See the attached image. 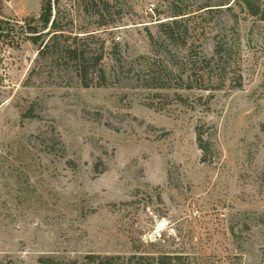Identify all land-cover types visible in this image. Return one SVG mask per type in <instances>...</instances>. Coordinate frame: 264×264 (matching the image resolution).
<instances>
[{"label":"rangeland","instance_id":"1","mask_svg":"<svg viewBox=\"0 0 264 264\" xmlns=\"http://www.w3.org/2000/svg\"><path fill=\"white\" fill-rule=\"evenodd\" d=\"M99 1L108 3L109 26L96 31L107 50L119 45L131 64L169 61L176 75L188 72L192 46L204 79L225 77L224 85L149 90L128 76L84 88L71 76L39 74L36 47L17 35L38 17L40 0H0L13 33L0 40V264L157 253L186 264H264V22L234 0L56 7L75 18L72 32L91 33ZM174 19L185 47L161 43L159 24ZM110 66L106 59L108 74ZM197 125L210 141L204 163Z\"/></svg>","mask_w":264,"mask_h":264},{"label":"trees","instance_id":"2","mask_svg":"<svg viewBox=\"0 0 264 264\" xmlns=\"http://www.w3.org/2000/svg\"><path fill=\"white\" fill-rule=\"evenodd\" d=\"M59 0H40V11L36 19H30L23 22L25 31L17 35L18 38L29 41L36 47L35 69L39 74L50 76L54 73L63 76L75 78L78 84L87 88L90 86L106 87L108 78L113 83H119L123 77L134 76L141 83V86L149 90H186V91H217L224 85L225 77L222 78L219 85L212 84L205 80L202 73V56L197 57L193 53V47L190 46L186 54L184 67L188 72H182L176 77L170 67L169 61H162L146 56L136 57L133 64L128 62L129 56L119 45H112L107 50L105 40L98 36L96 31L109 26L105 20V11L108 3L99 1L95 4L93 15L95 16V26L97 30L84 33H75L69 29V26L75 22L73 16L66 15L57 9ZM227 0L220 6H227L231 2ZM232 4L243 6L250 16L264 22V0H234ZM231 6V5H230ZM227 7V9L230 8ZM211 6H205L209 8ZM173 18H178L184 14L181 11L173 12ZM63 21H65L63 23ZM8 21L0 19V40L12 36L8 29ZM177 20L170 23L163 22L159 24L160 38L163 44H176L181 47L187 45L186 39H179L177 30ZM147 39L150 44L154 43L153 36L148 33ZM218 53V51H216ZM111 62L110 73L106 72L104 67L105 60ZM170 60V59H169ZM138 64V69L132 67ZM129 65V66H127ZM208 65V64H207ZM177 67V65H172ZM224 70V69H223ZM135 72V73H134ZM172 77H176L175 85H172ZM111 84V85H112ZM181 103L184 101L179 97ZM194 106V105H192ZM191 108V107H190ZM32 109H28L24 115L25 118H32ZM260 130L264 132V122L260 125ZM195 141L198 150L201 151V162H207L211 154L210 141L204 140L202 125H197L194 129ZM72 166L71 163H67ZM187 257L182 255H169L164 253L157 254H132L129 256L120 255H95L88 254L77 259H59L52 256L38 258V264H186Z\"/></svg>","mask_w":264,"mask_h":264}]
</instances>
